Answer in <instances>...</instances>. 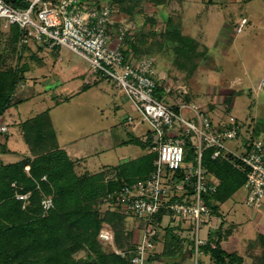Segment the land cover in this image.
Returning <instances> with one entry per match:
<instances>
[{
	"label": "rangeland",
	"instance_id": "374dc122",
	"mask_svg": "<svg viewBox=\"0 0 264 264\" xmlns=\"http://www.w3.org/2000/svg\"><path fill=\"white\" fill-rule=\"evenodd\" d=\"M102 1L111 2L116 8L118 6L115 0ZM153 1L143 0L131 15L115 10L112 16L116 13L117 20L127 18L126 24L131 22L133 28L130 27L125 36L126 47L135 58L141 55L153 58L158 82L169 89L165 99L171 105H177L178 102L198 104L214 120L222 115L234 117L240 126V135L224 143L237 153L243 151L248 139L263 138L264 88L259 83L261 79L264 82V0H240L235 4L225 3L214 8L207 0H194L198 4L191 5L188 14L182 18L171 13L175 12L173 4L163 2L161 9L153 8ZM167 15L169 17H165ZM243 16L246 23L237 31L236 27ZM6 35H10L9 31L0 34V66L14 68L16 64L23 65L26 73L16 83L9 107L0 116L1 121L7 124L6 141L5 135L0 136L2 162L32 156L29 148L26 150L20 143L23 145L24 142L21 130L24 120L21 116L24 112L36 115L48 111L51 96H56L61 81L72 89L75 83H81L82 76L73 77L82 73L89 75L91 84L97 83L90 89L91 92H86L79 99L74 97L69 102L63 99L60 106L48 111L61 146L65 140L81 132V135L89 133L87 138L80 141L88 143L89 151L104 143L103 153L92 154L87 159L86 169L89 171L74 167L75 172L93 174L91 172L114 165L118 166L120 177L127 180L146 177L147 173H140L137 167L140 160H151L147 149L134 143L112 145L117 140L133 139V135L142 137L141 134L148 127V123L141 120V112L123 91L109 78L92 72L85 59L66 47H51L49 52L44 50L38 57L29 53L34 48L28 45L19 48L17 42L8 44ZM47 53L55 55V58L50 60ZM17 68L20 75V67ZM30 76L36 77L35 83ZM32 84L35 92L43 90L44 95L41 97L45 99L19 103V100L28 98L26 89ZM61 93L65 95V91L61 90ZM80 101L84 104L81 105ZM128 118L135 122L133 133L126 132ZM102 128L103 131L100 130ZM93 130L100 131L92 134ZM11 135L16 143L9 142ZM25 170H28V165ZM101 171L104 172L103 181L107 183L118 174L113 168L98 172ZM164 175L170 176L166 168ZM246 194L247 190L240 186L220 206L218 204L213 211L215 218L202 223L199 236L215 240L216 232L220 229L222 245L229 252L241 255L245 264H264V217L258 219L260 213L246 205ZM98 209L100 217H104L101 227L113 233L112 243L97 239L102 253L108 255L115 253L114 249L127 250L139 240L141 228L137 219L126 212L112 209L103 201L99 202ZM163 221L164 225L166 221ZM193 225L189 218L184 220L182 228L173 231L165 227L158 228L155 246L159 245L161 251L156 253L159 258H154L155 261L159 264H214L208 255L200 251L195 254L192 250ZM87 252V248H75L72 256L81 259Z\"/></svg>",
	"mask_w": 264,
	"mask_h": 264
},
{
	"label": "built area",
	"instance_id": "2783aa9c",
	"mask_svg": "<svg viewBox=\"0 0 264 264\" xmlns=\"http://www.w3.org/2000/svg\"><path fill=\"white\" fill-rule=\"evenodd\" d=\"M22 1L26 7L0 0V34L15 25L20 32L19 48L35 43L75 52L88 62L92 72L112 80L150 124L149 148L156 153L153 169L146 177L122 181L105 194L112 209L133 216L141 228V236L131 248L114 249L120 258L129 264H159L150 257L158 228L166 226L165 216L181 222V228L184 220L192 219L191 247L195 254L200 251L207 239L199 236V228L212 221L213 194L219 184V179L203 165L207 149H212V159H228L231 154L240 161L245 170L246 205L253 210L264 208V137L248 139L243 151L237 153L224 143L240 135L234 117L222 115L214 120L192 102L171 105L165 99L169 89L161 86L155 76L153 58H135L127 49L128 25L113 21L114 4L102 0ZM245 23L243 17L236 30L240 31ZM259 85L264 88L262 79ZM6 125L0 119V132L7 130ZM165 168L170 176L164 175ZM15 196L25 199L27 193ZM42 204L44 209L50 207V198L43 199ZM161 209L162 217L157 220ZM97 238L112 243L113 233L101 227Z\"/></svg>",
	"mask_w": 264,
	"mask_h": 264
},
{
	"label": "trees",
	"instance_id": "16d2710c",
	"mask_svg": "<svg viewBox=\"0 0 264 264\" xmlns=\"http://www.w3.org/2000/svg\"><path fill=\"white\" fill-rule=\"evenodd\" d=\"M6 1L27 6L22 0ZM9 34L6 35L7 43L17 42L18 45L19 29L13 25ZM1 49L2 45L0 52ZM24 71L23 65L0 66V116L9 107L13 89ZM21 130L32 156L15 162L0 160V264H81L82 261L83 264H129L127 259L113 252L102 253L97 241L104 220L100 217L99 202H106V192L127 180L120 177L118 166L112 167L118 172L117 178H111L108 183L103 181L102 171L77 174L73 160L57 145L48 111L22 121ZM0 133L5 135L6 132ZM131 142L143 147L148 143L138 138ZM211 152L212 149L205 151L202 162L219 179L213 194L215 208L243 186L245 170L231 154L228 159H212ZM148 155L151 160H140L137 167L140 173L147 175L153 169L156 153L150 151ZM26 165L28 170H25ZM16 193H27V198L18 199ZM46 198H50L51 205L44 209L42 200ZM163 210L157 214V220L162 217ZM166 228L172 230L171 226ZM219 231L215 240L207 239L200 246V251L208 254L214 264H245L241 255L221 247ZM262 238L264 240V236ZM75 248H87L88 252L84 258L74 259Z\"/></svg>",
	"mask_w": 264,
	"mask_h": 264
},
{
	"label": "crops",
	"instance_id": "0c3cea01",
	"mask_svg": "<svg viewBox=\"0 0 264 264\" xmlns=\"http://www.w3.org/2000/svg\"><path fill=\"white\" fill-rule=\"evenodd\" d=\"M238 1H240V0H207V3L208 4H211V7L214 8V6H216V5H222V4H225V3H233V4H235ZM142 2H143V0H124V1L118 2L117 4L115 2V4L118 5L117 8H116V12L117 11L118 12L121 11L122 14L131 15V14H133V12L135 10V7H137L138 4L140 5V3H142ZM163 2L165 4H173L172 9H174L175 12L172 11L171 13L174 14V15L181 16V18L184 15H187L188 14V10L191 7V5H197L198 4L197 2H194V0H165V1L164 0H154L151 4H153V8L154 7L155 8L159 7L161 9V7L164 6V3ZM203 3H201L202 6H203ZM115 15H116V13H115ZM115 15L112 16L113 21H115V22H123V23L126 24L125 21H127V18L126 19L120 18L121 20H117L115 18ZM165 17H169V15H167ZM127 25H128V30L130 29V27L133 28V26H132V24H131L130 21L127 22ZM32 44H33L32 46H31V43L28 46H30L31 49L34 48V50H32L31 52H29L30 54H33L34 53L33 56H35V54H36L38 57H40L39 55H40L41 52H43L44 50H48V52H49L50 49H52V48H48V47H42L43 45H41V44H35V43H32ZM47 56H49L51 58L50 60H52L53 58H55V55H52L50 53H47ZM41 61H42V63L44 62L43 56H41ZM25 73H26V71L23 72V74H25ZM79 75L82 76L81 83L80 82H78V84L75 83V87L72 88V89H71V87L69 85L65 84L63 80L61 81V83L59 84V89H57V91L55 92L56 93V96H51L52 101L50 103L51 104L50 107L47 108L48 111H50L51 109H53V108H55L57 106H60L64 102V101H62L63 99L69 102L71 99L73 100L74 97H76L77 99H79V97H81L82 95L87 94L86 92H88V91H89V93L91 92L90 89L93 87V85H95L97 83L95 82V83L91 84L92 80L89 78V75L88 74L87 75L86 74H82V73H80L78 75L76 74L73 78H78ZM30 78H32L34 80V83L36 82L35 81V78L36 77L30 76ZM75 80H77V79H75ZM33 87H34V84H32L31 86L27 87L26 93L29 94V96L26 99L19 100L18 101L19 103H21V101H24V100H33L34 102H36L35 100H37V99H40L41 98V101H43L45 99V97H43V98L41 97L42 95H44L43 94V90H41L40 92L39 91L35 92V90H32ZM61 90L65 91V95H63L61 93ZM57 95L58 96L60 95V96L57 97ZM80 102H81V105L84 104L83 101H80ZM117 107H119V105H117ZM33 116L34 115L31 112H29V113L24 112V115L21 116V118H23L22 120H25V119L30 118V117H33ZM141 120L142 121H146L143 118H141ZM146 122L148 123V121H146ZM127 123L129 125V127L126 129V132H132L133 133L134 132V128H135V122H133L132 119L128 118L127 119ZM51 125H52V123H51ZM103 129L104 128H102L100 130L103 131ZM100 130H93L91 133L92 134L93 133H97ZM5 132L7 133V131H5ZM149 132H150V124L148 123V127L143 132L144 134L143 133L141 134L142 137H140L138 135H133L134 136L133 138H138L143 143L144 142H148L147 145L144 146V147L141 146V145H139L143 149H147L148 153L150 152L149 140H148ZM81 134H82V132L79 135H77L76 137L69 138V139L65 140L64 143L62 144V146L58 142L57 138H56V142H57L58 147L61 148V149H63V150H65V152L70 157V159L73 160L74 167L81 168L82 170H88V169H86V166H87L86 163H87V159L89 158V156L92 155V154H95V153L101 154V153H103L105 151V148L102 146V145H104V143H102V145H97L96 147H94L93 151H89L90 149L88 148V143H81L80 142L82 139L87 138L89 136V133H87L85 135H81ZM1 135H4V133H0V136ZM10 138L11 139H9V142L11 141V143H13V142L16 143V140H14V138H13L12 135L10 136ZM20 143H21V146L22 147L24 146L26 150L28 149L27 144L25 142H23V145H22V142L21 141H20ZM127 143H133V142H131V138L126 139V140L123 139L121 141L120 140H117L112 145H113V147H115L116 145H124V144H127ZM5 152H8V151H5ZM20 156H22V155H20ZM18 160H20V159H18ZM10 162H15V161H10ZM4 163H6V162H4ZM112 167H114V165H112V166L109 165V167L108 166L107 167H103L102 169H99L98 171L103 170V169H107V168H112ZM77 168H75V169H77ZM94 172H96V171H94ZM94 172H91V173H94ZM222 203H220L219 206ZM263 210H264V208H263ZM263 210H255L257 213H260L258 215V219H260V220H261V217H264L263 216V214H264V211ZM217 212L220 213V210H218ZM215 215L216 214L213 215V218H215ZM213 218H212V220H213ZM164 219L166 221L165 222L166 226H164L165 229H166V227H170V226L174 230L181 228V226H180V223L181 222H175V221H173V219L170 220L168 218V216H165L163 218V220ZM163 223H164V221H163ZM140 231H141V229H140ZM171 231H173V230H171ZM163 236H164V233H163ZM162 243L163 242H161L160 244H162ZM220 245H221V247L224 250L228 251L222 245V241L220 242ZM159 247H160L159 245L154 247L153 255L151 256L152 259L159 258V256H157L158 252L161 251V249ZM203 254H205V253H203ZM205 255H208V254H205ZM208 257H209V255H208Z\"/></svg>",
	"mask_w": 264,
	"mask_h": 264
}]
</instances>
